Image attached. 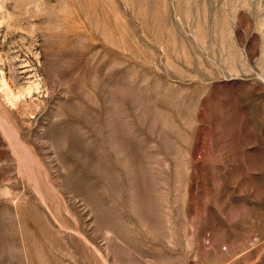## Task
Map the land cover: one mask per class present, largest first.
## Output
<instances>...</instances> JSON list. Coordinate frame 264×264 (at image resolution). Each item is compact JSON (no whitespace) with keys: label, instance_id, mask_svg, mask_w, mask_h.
Here are the masks:
<instances>
[{"label":"rangeland","instance_id":"obj_1","mask_svg":"<svg viewBox=\"0 0 264 264\" xmlns=\"http://www.w3.org/2000/svg\"><path fill=\"white\" fill-rule=\"evenodd\" d=\"M0 264H264V0H0Z\"/></svg>","mask_w":264,"mask_h":264}]
</instances>
